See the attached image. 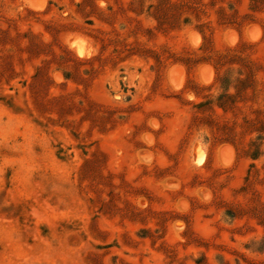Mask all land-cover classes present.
Segmentation results:
<instances>
[{
  "label": "rangeland",
  "instance_id": "1",
  "mask_svg": "<svg viewBox=\"0 0 264 264\" xmlns=\"http://www.w3.org/2000/svg\"><path fill=\"white\" fill-rule=\"evenodd\" d=\"M0 264H264V0H0Z\"/></svg>",
  "mask_w": 264,
  "mask_h": 264
}]
</instances>
